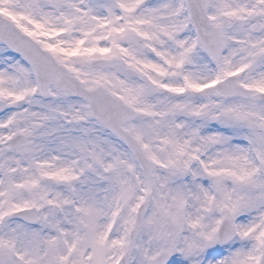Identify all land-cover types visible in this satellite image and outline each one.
Returning a JSON list of instances; mask_svg holds the SVG:
<instances>
[{"label": "snow or ice", "instance_id": "snow-or-ice-1", "mask_svg": "<svg viewBox=\"0 0 264 264\" xmlns=\"http://www.w3.org/2000/svg\"><path fill=\"white\" fill-rule=\"evenodd\" d=\"M0 264H264V0H0Z\"/></svg>", "mask_w": 264, "mask_h": 264}]
</instances>
